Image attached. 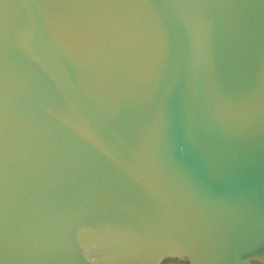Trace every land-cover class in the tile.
I'll return each instance as SVG.
<instances>
[{
  "label": "water",
  "instance_id": "95a60500",
  "mask_svg": "<svg viewBox=\"0 0 264 264\" xmlns=\"http://www.w3.org/2000/svg\"><path fill=\"white\" fill-rule=\"evenodd\" d=\"M264 84V0H209Z\"/></svg>",
  "mask_w": 264,
  "mask_h": 264
}]
</instances>
